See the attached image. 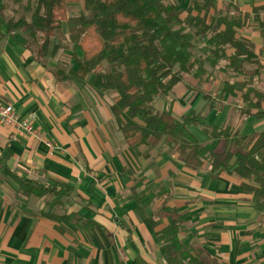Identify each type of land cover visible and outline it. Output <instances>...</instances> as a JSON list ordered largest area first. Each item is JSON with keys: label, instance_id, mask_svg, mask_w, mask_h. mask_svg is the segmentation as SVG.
<instances>
[{"label": "crops", "instance_id": "crops-1", "mask_svg": "<svg viewBox=\"0 0 264 264\" xmlns=\"http://www.w3.org/2000/svg\"><path fill=\"white\" fill-rule=\"evenodd\" d=\"M13 2L0 12V101L13 105L21 119H31L55 148L33 135L11 140L14 127L0 125V264H168L158 238L170 217L180 222L177 237L191 255L179 264H264V209L254 207L240 179L224 171L212 177L207 163L191 169L164 143L129 145L111 110L115 97L93 86L94 75L55 77L58 66L73 68L72 49L38 62L25 33L9 32L8 21L20 8ZM216 9L240 17L236 36L258 56L260 74L245 93L264 91V0H216ZM253 67L258 65L244 66ZM229 73L220 70L217 81L209 73L202 78L186 73L155 107L180 118L202 110L203 94H210L216 105L203 109L206 124L240 135L263 131L264 116L241 113V93L217 96L221 82L246 78ZM190 131L199 141L208 139L201 126ZM222 146L221 138L206 142L210 151ZM4 158L24 177L75 191L26 197L2 175Z\"/></svg>", "mask_w": 264, "mask_h": 264}, {"label": "trees", "instance_id": "trees-1", "mask_svg": "<svg viewBox=\"0 0 264 264\" xmlns=\"http://www.w3.org/2000/svg\"><path fill=\"white\" fill-rule=\"evenodd\" d=\"M22 4L19 17L8 21L9 32L22 30L38 62L69 48L58 37L67 23V34L74 51L73 68L63 65L54 70L57 79L94 75L93 86L115 97L111 110L125 141L154 148L160 143L178 153L191 169L207 163L212 177L224 171L236 176L246 192L253 196L254 207L264 209V130L240 135L228 128L209 126L203 109L213 108L216 100L203 94L206 104L199 112L189 111L177 118L167 110H158L154 101L169 95L186 73L202 78L205 67L212 71L245 74L243 81L221 82L217 96L241 93V113L264 116V91L245 88L260 74L258 56L251 43L237 38L243 26L239 16L222 14L216 0H17ZM185 7L181 4L185 3ZM7 0H0V12ZM82 4L79 13H69L70 5ZM36 48L34 46L36 45ZM80 50L82 55L75 53ZM232 49L228 56L227 50ZM224 62V65H221ZM104 64H107V68ZM245 64L258 65L250 70ZM221 68V69H220ZM210 71L209 75H212ZM190 126H201L207 140L223 139L219 151L206 148ZM1 173L14 182L26 197L72 196L68 184H44L12 171L7 159ZM55 217L54 213H45ZM70 219V217H69ZM149 223L154 224L152 218ZM180 222L169 218L158 238L160 251L168 264H179L180 258L191 257L177 237Z\"/></svg>", "mask_w": 264, "mask_h": 264}, {"label": "built area", "instance_id": "built-area-1", "mask_svg": "<svg viewBox=\"0 0 264 264\" xmlns=\"http://www.w3.org/2000/svg\"><path fill=\"white\" fill-rule=\"evenodd\" d=\"M0 125L13 126L14 131L10 135L11 140H17L21 136L33 135L38 139L46 140L50 148H55L52 140H47L34 128L31 119H21L11 104L0 101Z\"/></svg>", "mask_w": 264, "mask_h": 264}, {"label": "rangeland", "instance_id": "rangeland-1", "mask_svg": "<svg viewBox=\"0 0 264 264\" xmlns=\"http://www.w3.org/2000/svg\"><path fill=\"white\" fill-rule=\"evenodd\" d=\"M9 0H7V2H8ZM25 1V0H24ZM13 3H19V5H20V8L18 9V13H17V17H19V11H21L22 10V4L23 3H21V2H19V1H17V0H14V2ZM185 5H186V2L185 3H183V4H181V7H185ZM83 9V6H82V4H72V5H70V8H69V13L71 14V13H79L81 10ZM17 17H15V18H17ZM14 19V18H13ZM67 31H68V29H67ZM66 31V32H67ZM58 37H60V39H62V41L64 42V44L66 45V44H70V46H69V48H63L64 50H70V49H72V45H71V42L69 41V38H68V34L66 33H60L59 35H57ZM36 46H37V43H36V45L34 46V48H36ZM72 51V50H71ZM66 58H68V57H65V59ZM70 59V58H69ZM73 61V62H72ZM70 62L73 64L74 63V60L73 59H71L70 60ZM67 63V65H68V61L66 62ZM105 65V67L107 68V64H104ZM206 68H208V66L206 67ZM209 70L210 71H212V69H211V67H209L208 68V70L206 69V73H208L209 72ZM228 72H230V71H228ZM210 73V72H209ZM212 73V80H218L219 79V71H217V70H214V71H212L211 72ZM229 74H231V73H229ZM231 76H232V74H231ZM106 92H108V93H111V94H113L112 92H110V91H106ZM116 120V119H115ZM116 123H117V121H116ZM116 127H118V123H117V125H116ZM119 128V127H118ZM48 197H50V196H48Z\"/></svg>", "mask_w": 264, "mask_h": 264}]
</instances>
